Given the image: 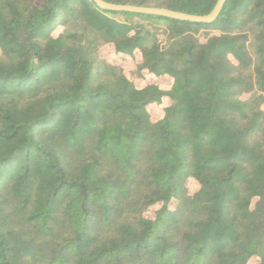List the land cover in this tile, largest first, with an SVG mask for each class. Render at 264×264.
<instances>
[{"label":"trees","instance_id":"1","mask_svg":"<svg viewBox=\"0 0 264 264\" xmlns=\"http://www.w3.org/2000/svg\"><path fill=\"white\" fill-rule=\"evenodd\" d=\"M254 258L264 0H0V264Z\"/></svg>","mask_w":264,"mask_h":264},{"label":"water","instance_id":"2","mask_svg":"<svg viewBox=\"0 0 264 264\" xmlns=\"http://www.w3.org/2000/svg\"><path fill=\"white\" fill-rule=\"evenodd\" d=\"M95 1L100 7L108 9V10L153 14V15H159V16L175 18V19H185V20H190L194 22H212L215 19V17L218 15V13L220 12L221 7L225 0H217L212 11L209 14L204 15V16L185 14L182 12H177L174 10H170L167 8H161V7L136 6V5H130V4H114V3H107L101 0H95Z\"/></svg>","mask_w":264,"mask_h":264},{"label":"rangeland","instance_id":"3","mask_svg":"<svg viewBox=\"0 0 264 264\" xmlns=\"http://www.w3.org/2000/svg\"><path fill=\"white\" fill-rule=\"evenodd\" d=\"M144 23H149L151 25H147L148 28H151V26H157V27H161V28H164L166 22L163 21V20H156V19H153V20H150L149 21H144ZM125 64L126 66L128 67H132L133 66V62L132 60H127L125 61ZM163 86H166V83L165 80H162L160 82ZM158 108H159V104H154L152 107H151V111L156 115L158 116L159 112H158ZM198 185L197 183L194 181V179L192 178H189L187 181H186V184H185V194L186 195H191L196 189H197ZM249 264H256V259H251L249 261Z\"/></svg>","mask_w":264,"mask_h":264}]
</instances>
